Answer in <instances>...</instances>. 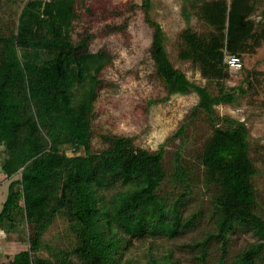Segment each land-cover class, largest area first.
I'll return each instance as SVG.
<instances>
[{"label": "trees", "instance_id": "16d2710c", "mask_svg": "<svg viewBox=\"0 0 264 264\" xmlns=\"http://www.w3.org/2000/svg\"><path fill=\"white\" fill-rule=\"evenodd\" d=\"M17 1L0 0V174L8 183L0 230L24 227L18 240L28 245L1 264H177L171 250L158 257L152 244L186 235L200 222V212L184 216L196 182L214 191L213 229L187 247L205 260L218 244V264H228L232 236L252 234L259 242L231 264H256L264 248V220L254 211L258 169L249 131L243 121L216 117L214 108L264 90V72L243 62L238 83L226 87L227 58L242 60L264 42V4L255 21L257 1L183 0L188 26L177 40L178 58L198 70L207 83L201 86L172 64L168 37L152 15L155 0H25L19 9ZM138 12L150 29L149 77L165 92L147 106L194 93L191 117L201 112L212 127L198 158L201 175L193 179L180 152L168 173L164 144L150 151L135 136L103 132L97 122L101 74L114 56L105 47L92 51L91 43L124 34ZM16 15L13 27L4 22ZM192 16L203 30L189 26ZM96 22L102 28L91 33ZM186 128L187 121L173 137ZM168 180L182 187L180 194H161ZM59 217L67 224V248L44 241ZM136 243L146 244L142 261L129 255Z\"/></svg>", "mask_w": 264, "mask_h": 264}, {"label": "rangeland", "instance_id": "374dc122", "mask_svg": "<svg viewBox=\"0 0 264 264\" xmlns=\"http://www.w3.org/2000/svg\"><path fill=\"white\" fill-rule=\"evenodd\" d=\"M23 1L25 0H18L14 7L19 9ZM113 1L115 4H124L128 0ZM253 1L258 2V9L251 19L258 21L264 0ZM182 7L183 0H155L152 15L168 37L167 52L174 67L185 72L192 81L205 86L207 83L200 77L198 70L189 62L178 58L177 40L180 33L188 26L182 14ZM16 17L17 15L3 20L13 27ZM82 24L83 21L81 27H83ZM189 26L196 31L203 30L202 24L195 16L191 17ZM92 28L91 33L97 32L102 26L96 22L92 23ZM150 40V29L144 22L142 12H138L124 34L99 36L92 41V51L105 47L114 56L112 64L101 74L103 83L96 101L97 122L102 126L103 132L135 136L136 144L150 151L157 150L164 144L163 163L168 173H171L174 155L180 152L183 162L190 167L189 176L193 179L194 173L199 175L202 171L198 158L204 142L212 135V127L201 112L194 118L191 117L192 107L198 101L194 93L183 96L174 95L167 102L147 106L150 100L163 98L165 94L161 83L149 77L152 72V65L147 58ZM241 62L246 68L255 67L264 72V42L256 53L243 55ZM130 70L135 71V74H128ZM229 74L230 79L226 81L227 88L233 87L241 78L238 70L230 65ZM208 89L212 94L217 92L213 84L209 85ZM214 111L216 117L228 116L243 121L248 128L250 154L258 169L254 179L257 191V205L254 211L264 220V164L262 161L264 160V90L259 92V95L250 94L239 98L232 104L218 105ZM185 121H187V128L183 136L173 137ZM257 147L260 149L259 158L254 153ZM7 186V181L0 174V211L6 198ZM191 189L193 194L184 208V216L188 217L200 212V222L186 235L170 241L153 243V250L158 257H162L168 250H171L173 252L172 261L177 264H218L220 255L218 244L212 245L205 260L198 259L197 252L187 247L204 238L206 233L213 229V207L210 201L214 191L205 188L200 182L193 183ZM181 191V186L174 185L171 180H168L164 183L161 194L172 198ZM23 229L24 227L21 226L19 230L10 231L8 239L7 232L0 230V264L27 248V242L23 243L18 240L25 233ZM68 237L67 224L63 218L59 217L45 233L44 241L67 248L69 246ZM257 242H259L258 239L252 234L233 235L227 247V263L231 264L239 252ZM145 254L146 244L144 243H136L129 250V255L136 261L144 260ZM42 255L47 256L48 253L43 252ZM256 264H264V248Z\"/></svg>", "mask_w": 264, "mask_h": 264}, {"label": "built area", "instance_id": "2783aa9c", "mask_svg": "<svg viewBox=\"0 0 264 264\" xmlns=\"http://www.w3.org/2000/svg\"><path fill=\"white\" fill-rule=\"evenodd\" d=\"M227 63L230 65L233 69L237 70L238 68L241 67V59L237 56H231L227 58Z\"/></svg>", "mask_w": 264, "mask_h": 264}]
</instances>
